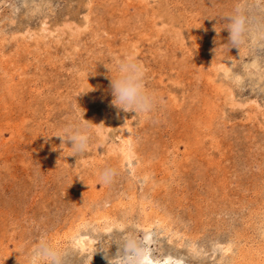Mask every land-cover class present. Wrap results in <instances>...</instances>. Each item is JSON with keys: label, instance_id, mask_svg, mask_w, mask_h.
Masks as SVG:
<instances>
[{"label": "rangeland", "instance_id": "374dc122", "mask_svg": "<svg viewBox=\"0 0 264 264\" xmlns=\"http://www.w3.org/2000/svg\"><path fill=\"white\" fill-rule=\"evenodd\" d=\"M230 6L0 0V264H27L40 232L84 264L119 221L154 263L264 264V92L225 79L250 62L224 47ZM130 54L163 101L148 119L112 103L113 58ZM75 115L94 124L80 157L55 137Z\"/></svg>", "mask_w": 264, "mask_h": 264}, {"label": "clouds", "instance_id": "9594fccd", "mask_svg": "<svg viewBox=\"0 0 264 264\" xmlns=\"http://www.w3.org/2000/svg\"><path fill=\"white\" fill-rule=\"evenodd\" d=\"M221 20L224 21V29L229 33L224 47L228 51L236 48L250 58L245 74L235 73L232 65H225V79L237 88L251 83L254 89L264 92V0H231L230 9ZM112 69V103L126 112L131 111L145 119L150 118L163 101L147 86V69L143 63L134 54L114 57ZM93 125L84 120L83 116L75 115L63 125L55 137L70 141L69 156L80 157L90 149ZM118 174V168L105 165L97 171V179L100 184L109 186ZM118 223L123 234L110 238L107 247L103 240L98 241L92 254L85 258L84 264H91L93 254L97 251L104 252L107 264H153L147 247L149 237L141 239L134 231H128L133 226L131 221ZM112 243L117 245V251L115 255L109 256L108 249ZM72 256L73 249L54 243L47 232H40L26 254L27 264H72Z\"/></svg>", "mask_w": 264, "mask_h": 264}, {"label": "bare ground", "instance_id": "6f19581e", "mask_svg": "<svg viewBox=\"0 0 264 264\" xmlns=\"http://www.w3.org/2000/svg\"><path fill=\"white\" fill-rule=\"evenodd\" d=\"M151 252V251H150ZM170 258V257H169ZM169 258H165V259H163L162 261H155V263L153 262V264H169L170 263V260H171V258L169 259ZM154 260V259H153ZM176 264H178V263H176Z\"/></svg>", "mask_w": 264, "mask_h": 264}]
</instances>
